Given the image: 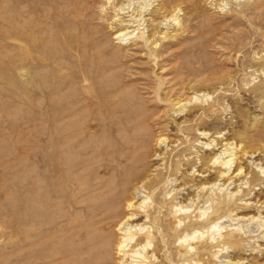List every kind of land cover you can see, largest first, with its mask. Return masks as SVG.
I'll use <instances>...</instances> for the list:
<instances>
[{"label":"rangeland","instance_id":"374dc122","mask_svg":"<svg viewBox=\"0 0 264 264\" xmlns=\"http://www.w3.org/2000/svg\"><path fill=\"white\" fill-rule=\"evenodd\" d=\"M33 1L0 0V264L118 263L78 234L95 168L109 187L173 180L175 201L192 199V263L264 264V0H159L166 36L147 43L83 20L98 13L86 0ZM227 142L238 157L219 178L210 160Z\"/></svg>","mask_w":264,"mask_h":264},{"label":"bare ground","instance_id":"6f19581e","mask_svg":"<svg viewBox=\"0 0 264 264\" xmlns=\"http://www.w3.org/2000/svg\"><path fill=\"white\" fill-rule=\"evenodd\" d=\"M86 1L89 3L88 5L90 8L91 7L97 8L98 13L97 14L94 13L93 15V11H91L92 14L88 13L83 15L84 17L83 20L85 21L96 20L95 22H98L101 25V27L107 28L108 30L112 31L115 35V38L118 39L119 42L125 41L126 39H128V37L133 36L135 37L134 38L135 40L139 42L141 41L147 43L150 42V40L156 35L158 37H162V39L166 36L164 31L162 32V30H159L160 28L164 27L163 25L165 24L163 23L164 19H161V17L165 15L163 13L164 12L163 5L158 3L159 0H86ZM154 2L157 3L154 4ZM146 14H151V17L145 18ZM171 17L172 16H170L169 19L167 18V22L169 23V21L172 20L174 22L172 24L173 27L180 23L179 19L176 16L172 17L173 19H171ZM144 23L147 24V31H150V33L147 34V36L145 35V30H144L145 26L141 27ZM150 26L151 28H149ZM153 44H155V42H153ZM185 104L186 103H181L180 108H184ZM55 130H57L56 122L52 127V132H51L52 134L50 136L51 137L50 140L53 142H58L60 138L56 135ZM201 134L205 135L207 134V132L202 131ZM164 139L165 138L163 139L159 138L158 140H156L157 141L156 143L161 144ZM52 151L56 153L55 152L56 150H52ZM237 154L238 153L235 150V148L232 146V144L230 142H227L224 144V148L220 151V153L214 155L213 158H211L210 160L211 165L218 166L217 176L219 178L229 177L230 175L229 172L231 170L230 169L231 163H233V161L236 160V158L238 157ZM156 155H157V157H155L156 159L160 158L158 156L159 154ZM51 159H52V154H49L48 159L46 158L45 160V162L48 163L47 165L49 167H51L50 164H52ZM40 160H41L40 157H38V161ZM63 160H64L63 162L65 161L69 162L70 156L68 155L67 158L65 157V159ZM73 162L68 166V168L66 169L67 171H65V173L64 172L62 173L63 178H65L66 180L69 179V181L70 180L74 181L73 180L74 171L78 167H80V165H82L83 160H80L75 163ZM57 163L58 162L56 161V164ZM236 169L237 170H235L234 175L242 176L243 175L242 166L239 165V167L237 166ZM96 173H97V169L95 168L93 169V176L91 178V181H89L88 185L84 188V192L86 194L84 196L85 198L82 202L80 201L81 203L78 206L85 219L84 221L85 223H83L82 226L88 228L89 230L88 233L85 235H83L84 232L82 233L81 231H79L78 234L80 235L79 236L80 239L82 240L85 239L87 241H92V242L96 239L100 240V243L104 249L106 247L109 248L111 247V245H114L115 252L116 254H118L120 258L117 264H145V262L150 260L156 261V259L161 255L159 253L160 255L158 256L157 255L158 252L165 251V249L166 250L168 249V251H170L171 253L169 255L170 257L166 258L162 256V258L158 260L159 262L157 264H165L168 262L170 264V262L172 263L174 261H179L180 259H178V256L179 257L183 256L182 257L183 262L181 261L182 264H194V262L192 263L193 256L195 254V251L199 249V248H197V250L195 249L196 246H198V245L195 246V241L197 236H199V234H197L198 230L192 228V223H194L192 222L193 220V214L191 210L192 199L185 204H182L181 203L182 201H175L179 197L181 198V196H179L180 192L175 193V188L172 187L173 180L171 181L167 180L166 182L168 184L164 182L166 183V184L163 183L165 187L162 188V190H159V188L163 186V185L161 186L162 180L160 181L159 178L157 179L155 176H154L155 178L152 176L153 178L149 177L143 179L142 181L137 180L135 183H133L131 186L127 188H123L121 186L122 183H124V180L121 181L120 180L121 178L118 177L119 182L116 185V187L114 186L109 187V185H107L105 181L97 180ZM52 176H53L52 174L48 175V179L50 178V180L49 182H47L48 185H50L51 190H53L52 181H51ZM60 186L58 187L60 188ZM205 186H203V188ZM36 187L38 190L39 184H37ZM69 189L67 188L66 193H68ZM56 190L55 192H57ZM156 194L158 195L162 194V196L161 197L157 196L159 198L154 199L153 197ZM222 197H220V199ZM171 199L173 200V203L172 205L169 206V203L172 201ZM73 204L71 203V205ZM46 205L48 207L50 206L49 200L46 201ZM180 215L183 216L181 217ZM221 215L223 216V214ZM221 219L211 222L208 226V230L217 229L220 226L219 223L222 222ZM185 220H189V221H185ZM183 222H187V223L189 222V223L188 224L185 223L182 226ZM67 223L69 224L70 227L75 222L74 220L71 219L70 221L68 220ZM203 233L204 232L202 231L201 235H203ZM226 235L228 236L229 233L225 234V237H227ZM209 237L214 238L215 236L213 237L211 235ZM216 239L217 238H215V240ZM206 240L208 241V239ZM205 249L207 248L202 249V252ZM180 250L182 254L179 253ZM67 251L69 254L72 251V250L70 251V246ZM227 263L228 261H226L224 264Z\"/></svg>","mask_w":264,"mask_h":264}]
</instances>
